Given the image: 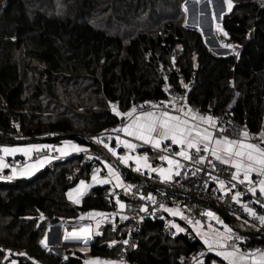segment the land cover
Returning a JSON list of instances; mask_svg holds the SVG:
<instances>
[{
  "label": "trees",
  "instance_id": "16d2710c",
  "mask_svg": "<svg viewBox=\"0 0 264 264\" xmlns=\"http://www.w3.org/2000/svg\"><path fill=\"white\" fill-rule=\"evenodd\" d=\"M183 1L0 0V136L27 141L93 135L121 121L111 104L124 112L137 101L167 99L166 84L182 90L191 80L186 98L196 109L216 116L230 104V118L251 134L264 132V0H232L221 19L227 41L238 47L226 55L212 52L200 31L184 24ZM83 158L57 159L31 178L0 181V264L6 256L17 264H82V253L63 259L40 240L48 222L114 209L104 194L108 185L92 187L78 205L66 200V190L88 178L95 165ZM163 227L161 219L143 220L126 262L186 264L192 253L205 252L198 238L180 233L171 239ZM57 231L49 242L60 244ZM125 238L122 226L106 224L92 238L89 256L118 259ZM211 259L220 262L205 252L204 264Z\"/></svg>",
  "mask_w": 264,
  "mask_h": 264
},
{
  "label": "snow or ice",
  "instance_id": "6c2138e0",
  "mask_svg": "<svg viewBox=\"0 0 264 264\" xmlns=\"http://www.w3.org/2000/svg\"><path fill=\"white\" fill-rule=\"evenodd\" d=\"M229 11L233 8L232 0H224ZM186 11V9H185ZM216 29L218 32L223 33L227 37V33L223 28L217 24ZM221 47L226 49L235 50L236 45L221 42ZM239 56V53H235ZM173 58V62H174ZM167 80V77H165ZM181 84L183 82L181 81ZM185 88L187 85H183ZM165 92H169L170 85H165ZM183 101V102H182ZM149 107L145 110V105L133 106L127 112H121L118 110L116 104H111L112 112L116 117H121L124 122L121 126L106 130L116 133L114 137L116 147H111L109 143H106L101 137H94L93 140L97 144H102L104 148L108 150L113 157H116L121 164L125 166L129 165V161H134L135 168L133 171L141 172L142 169H147L150 173H158L162 182H169L173 179L174 175L179 176V169L183 167L181 162L175 157H180L184 161H190L194 164H204L207 162L212 165L215 170V164L213 160L218 161L222 165L229 166L230 169H234L231 172V186H226L225 180L218 177H211L216 181L218 189L222 194L227 195L236 188L237 184L245 185L247 191L254 197L259 192L261 197H264V132H261L258 136H254L248 132V130L242 129L237 134L238 138H229L224 136L223 129L218 128V121L212 115H206L199 113L198 110H194L188 106L186 98L182 96H173L167 101H161L159 103H152L150 101L145 102ZM217 132L220 135H217ZM120 133H123L125 137H131L129 139H121ZM109 141L113 139L110 135L107 137ZM138 141L140 143H134L132 141ZM165 141H170L167 147H163ZM255 141V142H253ZM144 145L151 146L153 149H160L164 153H169L171 149V155H160L159 159L166 161L167 168L152 167L149 163V157L147 153L140 155H131L130 153L136 152L138 147ZM123 146L126 150L123 155L117 152V147ZM172 146H177L179 151H175ZM43 149H47L49 153H59L61 157L69 155L71 152H84L87 153L88 149L72 143L71 141H64L59 147L52 145H40L30 144L24 147H0V180H12L17 176H31L36 170L43 167L45 163H50L57 157L54 155L38 157L35 162L27 164L21 169L11 167V174L4 176L3 171L9 168V164L5 162V157L13 156L16 153H23L25 157H30L34 152H40ZM195 156V158H194ZM211 156V160L208 157ZM91 159V157H88ZM99 159V157H97ZM104 168L107 169V175L101 177L99 173L101 169H93L91 175V183L85 180H80L78 185L67 192V197L75 204H79L81 199L87 193L94 184H113L114 188H122L126 193L132 189V185L124 184L120 171L112 164L103 162ZM199 171V169H197ZM209 175H211L209 173ZM255 176V179L253 177ZM114 182V183H113ZM243 193L235 191L231 199L237 204H240L243 211L247 215L256 220L260 227H264V214L258 213L248 204L242 203L241 197ZM141 199H147L153 204L156 203V199L151 194L146 197L141 196ZM116 205L122 210L125 205L116 199ZM255 203L264 208V201L256 200ZM160 208L164 212H167L171 216H179L182 220H185L192 226V230L196 233V236L200 238L206 247L207 252H214L216 256L221 257L227 264H264V249H254L244 251L237 242H243V237L237 235L231 227L222 221L219 216L213 211L203 212L202 215L206 216L209 220L215 221L216 224L222 226V230L208 225L207 230L204 229L200 220H195L184 215L179 208L166 207L163 203L160 204ZM141 211L147 212L146 206H142ZM112 214L104 212H89L79 217L81 221L89 220L93 223H84L78 228H73L72 231L65 230L64 239L79 240L87 245L88 241L93 235H99L98 231L100 226ZM41 219H44L43 213L40 215ZM122 220L128 219L127 216H121ZM239 219V217H237ZM247 223V221H245ZM169 227L175 229L176 233L185 232L186 229L181 227L175 222H169ZM231 242V243H230ZM117 242L113 240L109 246L115 245ZM128 240H124L123 244L127 245ZM40 244L47 248V235L40 241ZM135 245H133L134 247ZM86 250V249H85ZM2 251V250H0ZM10 251V250H9ZM18 255L26 256L27 253L21 252ZM204 252L199 253V257H203ZM67 259V257H65ZM195 264H204L203 259L193 257ZM12 264H17L16 261H12ZM36 264V262H33ZM84 264H117L116 261H104L100 259L85 260ZM212 264H216L215 261Z\"/></svg>",
  "mask_w": 264,
  "mask_h": 264
},
{
  "label": "built area",
  "instance_id": "2783aa9c",
  "mask_svg": "<svg viewBox=\"0 0 264 264\" xmlns=\"http://www.w3.org/2000/svg\"><path fill=\"white\" fill-rule=\"evenodd\" d=\"M227 37L223 36L222 42L228 43ZM204 40L206 41L205 43L209 45V49L212 52L219 53V49L222 47L219 44L217 45V42H213L208 38H204ZM186 85L187 87H184L182 90H170L168 92L167 99H146L135 102L133 106L135 105L139 108L140 105H145V110H147L149 106L145 104L146 101L159 103L161 101H167L173 96H182L186 98L185 90L191 87L192 80L187 82ZM114 102L116 103V101ZM186 102L188 103L187 98ZM191 105L194 106L193 104ZM229 106L230 104L226 105L222 111L215 116V118L218 121V128L223 129L222 134L224 136L238 138L236 133L242 129H245V127L230 118L228 115ZM122 122L124 121L121 118V121L118 123V125L114 126L113 128L102 129L93 135L85 134V137L87 136L85 139L87 141L93 142L94 137H101L105 142H109L107 137L111 135L114 139L116 133L106 130L117 128L121 126ZM217 135H220V133L217 132ZM16 136L20 137L21 135L18 132ZM93 143L95 144L94 146L97 145L95 142ZM169 144V142H164L162 148L167 147ZM172 148L175 149L174 146H172ZM145 152L148 156L153 157V161L151 163L152 167L158 168L161 165H168L166 161L160 160L159 156L165 154L171 155V149L169 153H164L160 149H153L151 146L144 145L140 147V154L142 155ZM50 154L52 153H49L47 149H43L38 153L34 152L31 158L49 156ZM173 158L179 160L183 167L179 169L180 175H174L173 179L169 182H162L158 173H150L147 169H142L141 172H136L133 171L135 168L134 166L128 165L122 169L121 178L124 184L132 185V189L126 193L122 188H114L113 186H110L111 184L108 185L106 189H104V194L108 195L114 203L113 210L117 213H120V217H128L126 220H122L120 217L117 218L112 226L114 229L122 226L124 233L126 234L125 240L129 241L127 245L123 244V248L119 251L117 256L118 259L126 261L128 251L133 247V245H135L137 241L133 233L136 232L143 220H163L164 234L171 239L178 237L180 233H176L175 229L169 227L170 221L175 222L181 227L185 228L186 231L182 233H187L192 238H198L196 233L192 230L191 225H189L185 220H182L179 216L173 217L167 212H164L163 209L160 208L161 203H163L166 207L179 208L185 216L195 220H200L205 230H207L209 224L222 230L221 225L216 224L215 221H211L206 216L202 215L203 212L213 211L222 221H224L225 224L231 227L237 235L243 237L242 243L237 242L239 243V246L242 250L248 251L254 249H264V227H260L256 220L250 218L247 213L243 211V208L240 204L232 201L231 196L235 191L242 192V203L248 204L249 207H252L261 214H264V208L254 201H264V197H261L259 192H257L256 196L254 197L247 191L245 185L240 184H237L236 188L227 195L222 194V192L218 189L216 181H214L211 177L215 176L219 179L225 180L226 186L228 187L231 186V183L236 182L231 181V172L234 171V169H230L229 166L222 165L218 161L213 160V164H215V170H213L212 165L208 164L207 162L204 164H194L190 161H184L179 157L173 156ZM208 159L211 160V156H209ZM109 160L119 166V162L115 158L109 157ZM86 161V157L82 159V162ZM20 163L21 160L18 157H12L9 161L11 166L20 165ZM197 169H199V171H197ZM209 173L211 175H209ZM148 194H151L155 197V204L147 199L140 198L141 196L146 197ZM117 198H119V200L125 205L124 209L121 210L118 205H116L115 201ZM142 206H146L148 211H141L140 209ZM217 208L225 210L230 215L232 220L230 221L229 219H226L217 210ZM237 217H239V219H237ZM238 221L241 223H245V221H247V223L241 226ZM247 225L250 227V229L246 228ZM253 237L260 238L262 241L249 242L247 240ZM117 241L121 240L118 239ZM186 259V264H190V262H188L190 256Z\"/></svg>",
  "mask_w": 264,
  "mask_h": 264
},
{
  "label": "crops",
  "instance_id": "0c3cea01",
  "mask_svg": "<svg viewBox=\"0 0 264 264\" xmlns=\"http://www.w3.org/2000/svg\"><path fill=\"white\" fill-rule=\"evenodd\" d=\"M216 1V3H217V5H218V8H220L221 7V2H222V0H215ZM213 7H214V5H212ZM216 6V5H215ZM220 6V7H219ZM223 6H224V3H223ZM217 8V9H218ZM226 8V4H225V6H224V9ZM223 9V10H224ZM216 10V8L214 7V11ZM222 10V11H223ZM225 11V12H224ZM223 12L224 13H222V16H223V14H225V13H227L229 10H227L226 11V9L224 10ZM200 24H201V22H208V21H212L210 18L208 19V18H206V16H203V15H201V17H200ZM206 26H209V23H207L206 24ZM205 26V27H206ZM197 27V26H196ZM204 27V28H205ZM221 52H219V53H216V54H220ZM188 104V103H187ZM188 106H190L191 108H193L194 110H198V109H196L194 106H192L191 104H188ZM130 110V109H129ZM128 111V110H127ZM127 111H124V112H127ZM199 111V110H198ZM199 113H201V114H206V115H211V114H209V113H205V112H201V111H199ZM213 117H215V116H213ZM251 134V133H250ZM120 136H121V139H129V140H132V138L131 137H125L124 136V134L123 133H120ZM227 137H229V136H227ZM229 138H233V139H235L234 137H229ZM71 141L72 143H74V144H76V145H79V146H81V147H84V148H87L88 150H89V146H87L88 144L87 143H85L82 139V141H83V143H79V142H77V141H74L73 140V138L72 139H62L59 143H57V144H52V143H50V142H39V141H37V139H31V140H29V141H12V140H5L3 137H0V147H24V146H27V145H30V144H39L40 143V145H52V146H55V147H59V146H61L62 144H63V142L64 141ZM93 142H95V141H93ZM132 142H134V143H140V142H138V141H132ZM165 142H169L170 143V141H165ZM106 143H109V145L111 146V147H116V143H115V139H113V140H111V141H109V142H106ZM97 144V143H96ZM94 146V145H93ZM95 154H91L89 151L87 152V153H84V152H71L69 155H67V156H63V157H61L60 156V154L59 153H56V152H53L51 155H54V156H56L57 158L56 159H53L51 162H53V161H55V160H57V159H59V160H63V159H66V158H68V157H70V156H73V155H77V154H82L84 157H86V159H89L88 157H91V159H93V163L95 164V165H93V168H92V171H93V169H94V167L95 166H100V169L102 170V172H101V174H100V176H106L107 175V169L106 168H104V164H103V162H106V160L108 161V163H110V164H112L111 162H110V160H109V157H113L112 155H111V153H109L108 152V150L106 149V148H104L103 147V145L102 144H97L96 146H95ZM174 148L176 149V151H179V148L177 147V146H174ZM125 149L123 148V146H120V147H117V152L119 153V154H121V155H123L124 153H125ZM136 152L138 153V154H140V147H138L137 149H136ZM0 155H2V153H0ZM33 155V153L31 154V156ZM141 155V154H140ZM31 156L30 157H25L24 155H23V153H16L15 155H13V156H8V157H5V162L7 163V164H9V161H10V159L12 158V157H19L20 158V160H21V163H20V165H14V167H16L17 169H21V168H23V167H25L27 164H30V163H33V162H35V160L38 158V157H35V158H31ZM44 157H46V156H44ZM97 157H99V159H97ZM148 157H150V159H149V163L151 164V160H152V156H148ZM113 158H115V157H113ZM180 158V157H179ZM105 159V160H104ZM116 160H118L117 158H115ZM50 162V163H51ZM119 162V161H118ZM49 163H45L44 164V166L43 167H41V168H39L38 170H36L31 176H17V177H15L14 179H12V180H0V181H7V182H12V181H15V180H17V179H22V178H31L32 176H34L35 174H37L40 170H42L44 167H46L47 165H48ZM129 165H132V166H134L135 167V164L132 162V161H129ZM9 168H7V169H5L4 171H3V173H2V175H4V176H7V175H10L11 174V167H13V166H11L10 164H9ZM125 167V165L124 164H121L120 162H119V166L118 165H116V168L120 171V173L122 172V169ZM160 167H164V168H167L168 167V165H161V166H159L158 168H160ZM91 171V172H92ZM90 172V173H91ZM253 179H255V176L253 177ZM81 180V179H80ZM105 185H109V184H105ZM71 188V187H70ZM68 190V189H67ZM66 190V191H67ZM65 198H66V192H65ZM67 200V199H66ZM76 205H78V204H76ZM95 210H98V212H104V211H106L108 214H111V213H109V212H112L113 213V215H114V218L112 219V220H116L117 218H119V216H120V213H117L116 211H114V210H100V209H89V210H87V211H85V212H80L79 214H82V213H89V212H93V211H95ZM74 219H76V218H68V219H66L65 220V223H61V222H58L59 224H61V225H59L58 223H47V226H46V230H45V233H44V235H43V237L41 238V240L42 239H44L45 238V235H47V244H48V249H53L52 247H54L53 245H56L55 247H59V249L58 248H55V250L56 249H58V250H56L59 254H60V256L63 258V259H65L64 257H63V254H65L66 256H67V254H69V252H71L70 251V249H74L75 248V246H72L71 244L72 243H76L77 241L76 240H73V239H69V240H65L63 237H64V233H65V230L67 229V231H72V229L73 228H78V227H80L82 224H84V223H86V222H80V221H78L77 219L74 221ZM67 220H69L70 222H67ZM106 224H110V222H107V223H103V225H101L102 226V228H103V226H105ZM55 227H57L58 228V231L55 233V236L54 237H56L57 235H59V237H58V241H60L59 243L60 244H58V243H55L56 241H53V240H51L50 242H49V234L52 232V229L53 228H55ZM112 227V226H111ZM102 228H101V230L99 231L100 233L102 232ZM113 228V227H112ZM61 229H63V231H61ZM59 232V233H58ZM96 235H93V237H95ZM40 240V241H41ZM90 240H92V238L90 239ZM55 243V244H54ZM78 243H80V245H77L78 247L77 248H79V250H81V251H83V252H85V254L84 253H82L81 251H79L78 250V252H80V253H82L83 255H84V258L85 257H87V258H89V249H90V241H88V243H87V245H85L84 243H81V241H79ZM81 247H83V248H81ZM86 249V250H85ZM212 253V252H211ZM213 255V254H212ZM92 257V256H91ZM93 259H96L95 257L93 258ZM97 259H100V260H104V261H116L117 262V264H121L120 262H121V260L120 259H106V258H100V257H97ZM220 259V262H216V264H227V262L226 261H223L222 260V258H219ZM120 261V262H119ZM211 261V262H210ZM209 262H210V264H212V262H213V259H211ZM124 262H126V261H124ZM124 264H128L127 262L126 263H124Z\"/></svg>",
  "mask_w": 264,
  "mask_h": 264
},
{
  "label": "rangeland",
  "instance_id": "374dc122",
  "mask_svg": "<svg viewBox=\"0 0 264 264\" xmlns=\"http://www.w3.org/2000/svg\"><path fill=\"white\" fill-rule=\"evenodd\" d=\"M196 2H192V3H190V4H188V2L186 1V0H184L183 2H182V10L184 11V18H183V20H184V24L185 25H188V26H190V27H193V23H191L190 22V19H189V16H190V14H192V15H197V14H201V15H203V16H206V18H210L212 21H208V22H201V24H200V27L201 28H203L204 29V26L207 24V23H213L212 25V30H211V32H210V36H211V41H213V42H217V45L219 44L220 46H221V42H222V37L224 36L223 35V33H220V32H218L217 31V29H216V22H215V18L216 17H214V15L216 14L215 13V11H214V7H211L213 4V1L214 0H195ZM203 1H208L209 2V4L208 3H206V2H203ZM223 3H224V0H223ZM233 3V2H232ZM200 4V5H199ZM202 5V6H201ZM186 6H187V8H186ZM224 6H225V3H224ZM185 9H186V11H185ZM226 11L228 10V8H227V5H226ZM224 9V10H225ZM194 10V11H193ZM223 9H220V8H218L217 9V11L216 12H219V14H220V17L222 18V13H224L223 11H222ZM213 11V12H212ZM99 19H101V17L100 16H98L97 17V20H99ZM220 23V22H219ZM221 25V24H220ZM197 26V25H196ZM221 27L223 28V26L221 25ZM196 29H198L199 31H200V33L202 34V37L203 38H207V36L205 35V31H203V29H201V28H199V27H195ZM223 30H224V28H223ZM224 32H225V30H224ZM206 33H208V31L206 30ZM212 34V35H211ZM205 41V40H204ZM229 44H230V42H228ZM208 46V48H209V45H207ZM221 53V55H226V54H229V53H232V52H235L234 50H232V49H229V52L227 51V52H225V51H220ZM45 103H47V100H46V98H45ZM51 107H52V105H51ZM263 130H264V126H263ZM262 131H260L258 134H252V135H254V136H258L260 133H261ZM0 137H2V136H0ZM87 137V136H86ZM85 137V135H84V138H86ZM253 142H255V141H253ZM45 143V142H44ZM40 144V143H39ZM91 149V148H90ZM91 154H95V151H91V150H88ZM131 155H137L138 153L137 152H134V153H130ZM116 158V157H115ZM149 159H150V157H149ZM105 160V159H104ZM93 162V159H87V161L85 162V163H88V162ZM152 161H153V157H152V160H151V163H152ZM106 162L108 163V161L106 160ZM111 162V161H110ZM133 163H134V161H132ZM112 163V165L114 166V167H116V164L115 163H113V162H111ZM104 164V163H103ZM135 164V163H134ZM96 168H99L100 169V166H95L94 167V169H96ZM93 172V171H92ZM92 172L90 173V175H89V177L88 178H82L81 180H85L86 182H88V183H91V175H92ZM101 172H102V170H101ZM101 172L99 173V175L101 174ZM101 177H104V176H101ZM80 181V180H79ZM79 181L75 184V185H73L71 188H69L67 191H66V194H67V192L69 191V190H71V189H73V188H75L77 185H78V183H79ZM114 183V182H113ZM98 185H105V184H94L92 187H95V186H98ZM110 186H113V184H111ZM91 187V188H92ZM90 188V189H91ZM90 189H88V191H87V193L89 192V190ZM86 193V194H87ZM66 199H67V201L68 202H70L72 205H76L75 203H73L72 201H70L69 199H68V197H67V195H66ZM96 212H98V210H95ZM104 213H107L106 211H104ZM109 213H111L112 215L105 221V223H107V222H110V225L111 226H113V224L115 223V220H112L113 218H114V215H113V213L112 212H109ZM83 214H86V213H82V214H78V215H76V217H74V218H76L78 221H80V222H86V223H93L92 221H89V220H85V221H81L80 219H79V217L81 216V215H83ZM120 217V216H119ZM76 219H74V221L76 220ZM66 220V219H65ZM65 220H62V221H60L61 223H65ZM238 223L241 225V226H243L245 223H241L240 221H238ZM59 224V223H58ZM59 225H61V224H59ZM103 225V224H102ZM101 228H102V226H100V228H99V231L101 230ZM246 228H248V229H250V227L247 225V227ZM112 229H114V227L112 228ZM116 229V228H115ZM93 238V237H92ZM199 238V237H198ZM55 239V238H54ZM54 239H52V240H54ZM199 240H200V238H199ZM77 242L76 243H72L71 245L72 246H75V248L74 249H70V251L71 252H78V250H79V248H77L78 246L77 245H79L80 243H78L79 242V240H76ZM90 242L92 241V240H89ZM201 241V240H200ZM202 242V241H201ZM56 243V242H55ZM54 243V244H55ZM81 243H83L82 241H81ZM203 243V242H202ZM204 245V244H203ZM54 247H52L53 248V254H55V255H58L59 253L56 251V250H58L59 249V247H55L56 245H53ZM205 247V246H204ZM55 248H58V249H56L55 250ZM79 251H81V250H79ZM82 253H84L85 254V252H83V251H81ZM200 252H204V251H197V252H194V253H192L191 255H189L190 256V259H189V261L188 262H190V264H195V262L193 261V257H197L198 259H203L204 260V258H205V255L203 256V257H199V253ZM205 252H207V250H206V247H205ZM204 252V253H205ZM207 253H210V252H207ZM212 254L214 255V256H216L215 255V253L214 252H212ZM188 256V257H189ZM63 257L65 258V257H67L65 254H63ZM216 257H218V256H216ZM94 257H91V256H89V258H87V257H85L84 259H83V262H82V264H84V261L85 260H91V259H93ZM96 259H97V257H95ZM218 258H221V257H218ZM3 261L6 263V264H12V261H16V260H14V259H9L8 260V258H7V256L6 257H4L3 258ZM213 261H215V260H213ZM120 262V261H119ZM211 262V261H210ZM210 262H208L207 264H210ZM215 262H218V261H215ZM121 264H124V263H126V262H124V260H122L121 259V262H120Z\"/></svg>",
  "mask_w": 264,
  "mask_h": 264
},
{
  "label": "water",
  "instance_id": "95a60500",
  "mask_svg": "<svg viewBox=\"0 0 264 264\" xmlns=\"http://www.w3.org/2000/svg\"><path fill=\"white\" fill-rule=\"evenodd\" d=\"M187 1V0H186ZM220 9H224V6H223V0L221 2V7ZM219 20H220V23L222 25V19L220 18L219 16ZM193 27H196L195 24H192ZM206 42V41H205ZM84 135L85 134H82V133H77V132H72V133H64V134H56V135H52V136H48V137H43V138H38L37 141L39 142H50L51 140L53 139H72V138H80L82 139L85 143H87L88 145H95L92 141H87L85 138H84ZM29 141V140H27ZM217 210L226 218V219H229L230 221L232 220V218L230 217V215L223 209H219L217 208ZM47 218L51 219V216L50 215H47L46 216ZM67 222H70L69 220H67ZM49 252H53V249H48L46 248ZM58 256H60V254H58Z\"/></svg>",
  "mask_w": 264,
  "mask_h": 264
},
{
  "label": "bare ground",
  "instance_id": "6f19581e",
  "mask_svg": "<svg viewBox=\"0 0 264 264\" xmlns=\"http://www.w3.org/2000/svg\"><path fill=\"white\" fill-rule=\"evenodd\" d=\"M187 2H188V4H190V3H192V2H196L195 0H187ZM203 2H206V3H208L209 4V2L208 1H203ZM213 5H214V7L216 8V10H215V15H214V17H216L215 18V22H216V24H221V23H219L220 22V20H219V16H220V14H219V12H216L217 11V8H218V5H217V3H216V1L214 0L213 1V3H212ZM200 5V4H199ZM216 5V6H215ZM202 6V5H201ZM211 7H213V6H211ZM220 7V6H219ZM186 8H187V6H186ZM194 11V10H193ZM213 12V11H212ZM200 17H201V14H197V15H192V14H190V16H189V19H190V22L191 23H193V24H195V25H197V27H199V28H201L200 27ZM221 18V17H220ZM213 23H209V26H204L205 28L203 29V28H201V29H203V31H205V35L207 36V38L209 39V40H211V36H210V32H211V30H212V25ZM221 26V25H220ZM206 30L208 31V33H206ZM212 35V34H211ZM225 51V52H227V51H229V49H226V48H220L219 49V52L220 51ZM12 136L14 137V138H16L15 136H16V134L14 133V134H12ZM17 139H18V137H17Z\"/></svg>",
  "mask_w": 264,
  "mask_h": 264
}]
</instances>
